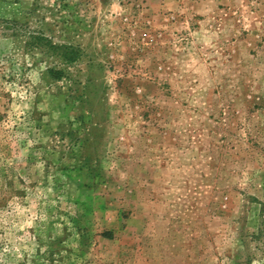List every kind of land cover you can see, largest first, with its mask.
I'll use <instances>...</instances> for the list:
<instances>
[{
	"label": "rangeland",
	"instance_id": "rangeland-1",
	"mask_svg": "<svg viewBox=\"0 0 264 264\" xmlns=\"http://www.w3.org/2000/svg\"><path fill=\"white\" fill-rule=\"evenodd\" d=\"M0 264H264V0H0Z\"/></svg>",
	"mask_w": 264,
	"mask_h": 264
},
{
	"label": "trees",
	"instance_id": "trees-1",
	"mask_svg": "<svg viewBox=\"0 0 264 264\" xmlns=\"http://www.w3.org/2000/svg\"><path fill=\"white\" fill-rule=\"evenodd\" d=\"M44 39L45 42H42ZM34 45H38V46H43V45H47L49 48H53V49H59L60 47L62 48V46L60 45H55L52 44L51 42H49V40L45 39L43 36H38L37 38L34 39ZM62 55H64L65 57V61H71L73 60V58L75 57V53L73 51H64L61 52ZM51 72V76H53L54 78H58L59 77V72H57L56 70H50ZM58 73V74H56Z\"/></svg>",
	"mask_w": 264,
	"mask_h": 264
}]
</instances>
